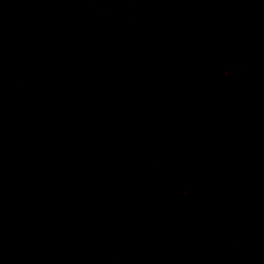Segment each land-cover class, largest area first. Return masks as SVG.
Segmentation results:
<instances>
[{
    "label": "trees",
    "instance_id": "16d2710c",
    "mask_svg": "<svg viewBox=\"0 0 264 264\" xmlns=\"http://www.w3.org/2000/svg\"><path fill=\"white\" fill-rule=\"evenodd\" d=\"M203 4L176 0L166 15L183 22ZM131 13L127 43L160 28L165 17L157 0H133ZM229 21L214 30L190 24L174 35L180 58L130 77L128 59L148 42L75 68L64 56L74 42L105 38V17L92 0H0V74L44 31L53 34L18 84L0 81V264H77L80 242L127 254L131 264H230L211 241L219 231L264 234V147L252 143L247 113L259 102L264 119V0H236ZM197 115L196 192L179 219L175 192L143 164L142 152L153 150L145 133L155 120L165 131ZM37 121L59 128L21 138ZM98 128L100 139L93 136ZM88 149L99 165H84L77 179L47 191L50 174L78 166ZM172 239L191 246L177 250ZM256 259L264 264V254Z\"/></svg>",
    "mask_w": 264,
    "mask_h": 264
},
{
    "label": "rangeland",
    "instance_id": "374dc122",
    "mask_svg": "<svg viewBox=\"0 0 264 264\" xmlns=\"http://www.w3.org/2000/svg\"><path fill=\"white\" fill-rule=\"evenodd\" d=\"M92 1L107 23L104 40L98 43L74 42L64 56L68 62L75 63V68L79 64L94 63L101 56L112 53L127 44V47H133L136 44L148 42L149 46L140 55L131 56L128 59L126 70L130 77L147 73L165 61L180 58L182 43L174 39V35L190 24L204 23L210 30H214L217 25L231 26L229 12L236 2V0L235 2L234 0H205V4L185 15L184 21L180 22L166 15L167 4L176 0H157L159 10L165 16L162 26L145 34L147 35L145 38L127 43L129 34L132 29H135L131 13L133 0ZM238 2L244 3V0H238ZM136 24L142 25L138 19ZM52 39L53 34L50 31H44L35 46L26 52L19 64L0 74V81H6L9 85L18 84L22 69L28 63L44 56L49 50ZM222 73L227 74L228 70ZM261 105L259 102H252L247 113L253 117L249 126L251 141L256 143V146L264 147V119L261 116ZM100 112L101 116L108 117V113L103 108H100ZM201 122V115H197L191 122L176 120L164 131L159 129L155 120L145 133V138L153 141V150L142 152L143 164L149 177L159 185L175 192L179 205V219L187 212L188 203L196 192L192 180L197 172L195 143ZM58 128L51 122L37 121L27 127L20 137L27 133L45 134ZM102 135L101 128L93 132L96 139H100ZM84 165H99L96 154L89 149L85 151L78 166L50 174L47 191L77 179L78 171ZM211 241L219 255L230 257V264H257L258 253L264 254V234L249 236L230 229L219 231ZM78 245L81 258L77 264H131L127 254L111 256L103 251L92 250L81 242ZM171 245L177 250L184 251L190 248L191 240L172 239ZM233 245L239 247V250L230 251Z\"/></svg>",
    "mask_w": 264,
    "mask_h": 264
}]
</instances>
